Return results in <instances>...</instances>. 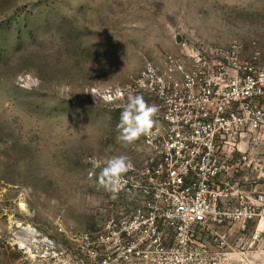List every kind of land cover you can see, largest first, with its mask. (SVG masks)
<instances>
[{"label": "rangeland", "instance_id": "obj_1", "mask_svg": "<svg viewBox=\"0 0 264 264\" xmlns=\"http://www.w3.org/2000/svg\"><path fill=\"white\" fill-rule=\"evenodd\" d=\"M191 31L264 54V0H0V264H100L89 237L134 200L99 173L144 156L118 139L121 90ZM249 159L239 184L264 197V140ZM258 221L217 228L236 264H264Z\"/></svg>", "mask_w": 264, "mask_h": 264}, {"label": "built area", "instance_id": "obj_2", "mask_svg": "<svg viewBox=\"0 0 264 264\" xmlns=\"http://www.w3.org/2000/svg\"><path fill=\"white\" fill-rule=\"evenodd\" d=\"M173 40L121 90L124 102L139 94L159 111L139 138L140 165L119 186L133 208L106 236L89 237L100 264H236L217 228L264 216V197L239 184L264 140V54L255 41L214 43L193 31Z\"/></svg>", "mask_w": 264, "mask_h": 264}, {"label": "clouds", "instance_id": "obj_3", "mask_svg": "<svg viewBox=\"0 0 264 264\" xmlns=\"http://www.w3.org/2000/svg\"><path fill=\"white\" fill-rule=\"evenodd\" d=\"M158 106L149 104L142 95H129L123 106L117 127L121 130L119 140L132 144L141 136L151 134L157 124ZM133 167L127 155H116L107 159L98 177V185L106 192L116 193L125 174Z\"/></svg>", "mask_w": 264, "mask_h": 264}, {"label": "bare ground", "instance_id": "obj_4", "mask_svg": "<svg viewBox=\"0 0 264 264\" xmlns=\"http://www.w3.org/2000/svg\"><path fill=\"white\" fill-rule=\"evenodd\" d=\"M262 227H264V217H261L257 224V230H260Z\"/></svg>", "mask_w": 264, "mask_h": 264}, {"label": "water", "instance_id": "obj_5", "mask_svg": "<svg viewBox=\"0 0 264 264\" xmlns=\"http://www.w3.org/2000/svg\"><path fill=\"white\" fill-rule=\"evenodd\" d=\"M179 40V37L178 36H176V41H178Z\"/></svg>", "mask_w": 264, "mask_h": 264}]
</instances>
